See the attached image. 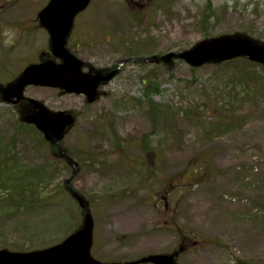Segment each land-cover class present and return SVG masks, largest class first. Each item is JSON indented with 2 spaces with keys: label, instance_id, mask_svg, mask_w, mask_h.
I'll return each mask as SVG.
<instances>
[{
  "label": "rangeland",
  "instance_id": "obj_1",
  "mask_svg": "<svg viewBox=\"0 0 264 264\" xmlns=\"http://www.w3.org/2000/svg\"><path fill=\"white\" fill-rule=\"evenodd\" d=\"M48 1L0 0V88L39 55L47 57L48 33L37 13ZM205 2L89 0L68 37L69 48L98 71L129 56L159 57L223 37L264 47V0H211L218 17L204 30L199 22ZM143 81L151 88L148 99ZM25 96L74 117L61 144L80 166L71 186L90 203L95 259L128 263L182 247L177 264H264L260 66L244 60L195 69L176 59L129 62L89 104L51 88L28 87ZM20 114L0 99V179L25 177L32 168L43 183L39 189L45 184V192L54 187L56 194L70 170L31 126L19 124ZM216 116H224V123ZM116 139L126 147L116 148ZM200 159L207 165L196 163ZM170 185L176 188L168 192ZM33 208L0 209V248H44L81 222L65 196ZM177 236L194 240L184 244Z\"/></svg>",
  "mask_w": 264,
  "mask_h": 264
},
{
  "label": "water",
  "instance_id": "obj_2",
  "mask_svg": "<svg viewBox=\"0 0 264 264\" xmlns=\"http://www.w3.org/2000/svg\"><path fill=\"white\" fill-rule=\"evenodd\" d=\"M89 0H49L39 11L37 18L40 25L47 30L53 57L61 60L57 64L46 60L27 66L18 78L2 89L3 101L17 103L24 99L23 92L28 86L61 89L68 94L84 95L92 103L101 83L109 82L119 69L128 62L134 63H169L173 59L184 61L193 68L210 62H223L239 57H246L250 62L264 68V47L240 37H223L204 40L190 49L179 53H168L157 57H138L121 60L116 69L106 75L97 73L93 76L83 74L82 62L70 54L64 47L73 19L76 14L88 6ZM33 111L22 121L33 125L58 151L67 165L72 168L71 176L63 184L70 196L77 202L83 212L82 226L67 236L62 242L30 252H10L0 250V264H104L91 256L93 237V220L86 200L69 186L76 174L77 163L71 159L59 145L67 127L73 123L71 115L63 112H50L39 101L27 99ZM176 264L173 255L154 254L142 257L129 264ZM117 264V263H108Z\"/></svg>",
  "mask_w": 264,
  "mask_h": 264
},
{
  "label": "trees",
  "instance_id": "obj_3",
  "mask_svg": "<svg viewBox=\"0 0 264 264\" xmlns=\"http://www.w3.org/2000/svg\"><path fill=\"white\" fill-rule=\"evenodd\" d=\"M201 14H202V16H201V19L199 22V27L204 29V30H205V27L209 23L211 18L218 17L215 9L212 7L211 0H206V2L203 5V8L201 9ZM133 20H134V18H133ZM238 60L246 61L245 59H237V60L222 62V63H217V64L213 63V65H217V66L229 65V64H232ZM251 65L256 66L254 64H251ZM261 70H262V72H264V69L262 67H261ZM145 80H147V79H145ZM147 83L148 82L143 81V85L145 88L143 94L146 97V99L149 98L150 92H151V88H150L149 84L147 85ZM147 105H149V104H147ZM149 110H150V108H149ZM149 115H150L151 120L155 123V120H154L155 116H154L153 112H151V114H149ZM215 120L218 123H224L225 118H224V116H222V117L216 116ZM155 134H156V132L153 130L151 132V135H155ZM115 147L116 148L126 147V142H120L118 139H116ZM50 150H51L53 156H55L59 160V158L57 156V152L52 146H50ZM121 156L123 157V159L125 158L123 155H121ZM196 163H200L201 165H204V164L207 165V161L205 159H200ZM137 165H139V163H137ZM146 168H149V167H146ZM0 171L3 172L4 170H1V168H0ZM40 172L41 171L39 170L38 173H40ZM25 173H26L25 177L20 176L19 179H9V178H2V180L0 179V200L3 203H5V205L0 207V209L6 208V207H10V208L16 207L17 209H25L26 213H29L30 211H32V209H34L33 207H35L37 204H39L41 202L56 204L62 200L63 196L70 199L68 197L69 195L67 194L63 185H59V191L60 192L58 191L56 194H54L53 193L54 187H51L50 192L47 193L43 190V188H46V189L48 188V186H45V184L43 185L42 189H39L43 183L37 179L32 168H28L25 171ZM148 174H149V171H148ZM163 199H166V195H165V197H163ZM158 203H160V202L158 201ZM78 212L80 213V211H78ZM173 224H175V223H173ZM79 226H80V224L77 227L75 226V229L78 228ZM75 229H73V230H75ZM175 234L179 235L177 231ZM177 237H179V236H177ZM179 238H180V240H179L180 243H184V244L186 243L187 240L189 241V243L192 240H194L191 238L190 239L185 238V236H181ZM193 242H195V241H193ZM45 246H47V245H45ZM39 248H42V246ZM31 249H34V248H30L29 250H31ZM182 250H183L182 247H180V248L178 247V249H176L172 252L175 255L179 256L181 254Z\"/></svg>",
  "mask_w": 264,
  "mask_h": 264
},
{
  "label": "flooded vegetation",
  "instance_id": "obj_4",
  "mask_svg": "<svg viewBox=\"0 0 264 264\" xmlns=\"http://www.w3.org/2000/svg\"><path fill=\"white\" fill-rule=\"evenodd\" d=\"M78 16V15H77ZM77 16L74 18V21H73V27H72V30H73V28H74V25H75V21H76V18H77ZM72 30H71V32H72ZM110 34V33H109ZM65 46H66V48H67V50L68 51H70L71 53H73L71 50H70V48H69V39H67L66 40V42H65ZM75 47H76V49L78 48V47H80L79 46V44L78 43H75ZM48 51H49V42H48ZM74 54V53H73ZM75 55V54H74ZM51 58V56L49 55V53H47V57H46V59H50ZM43 59H45V57L44 56H41L40 57V59H38L39 61H42ZM57 62H59V61H57ZM117 65H118V62H117V64H114V65H111V66H109V67H107V68H104V69H98V71H96V70H94L93 68H91V67H89V66H85L84 65V63H83V66H82V71H83V73H85V74H89V75H91V76H93L94 74H97V73H101V74H103V75H106V74H108L109 72H111L112 70H114V69H116V67H117ZM122 69V68H121ZM120 69V70H121ZM120 72V71H119ZM15 77H17V76H15ZM15 77L13 78V79H15ZM12 79V80H13ZM106 83H108V82H106ZM106 83H101V85H100V87H99V89L102 87V86H104ZM60 92H62V91H60ZM63 93V92H62ZM1 97H3L2 96V94H1V92H0V98ZM81 97L83 98V100L85 101V102H87L86 101V98H85V96H83V95H81ZM9 106H11V107H19L20 109H21V116L20 117H24L26 114H28L32 109H31V106L26 102V101H20L19 103H17V104H15V105H9ZM90 159V158H89ZM94 161V158L92 157L91 159H90V161H89V163L91 162V161ZM76 163H77V172H76V174H75V177L79 174V171H80V166H79V164H78V162L76 161ZM94 164H95V162H94ZM88 167V166H87ZM86 167V168H87ZM69 168V167H68ZM70 175H71V170H70ZM173 188V187H172ZM172 188H170V189H172ZM165 208H167V204H165Z\"/></svg>",
  "mask_w": 264,
  "mask_h": 264
}]
</instances>
